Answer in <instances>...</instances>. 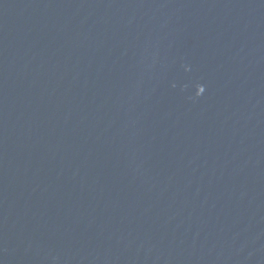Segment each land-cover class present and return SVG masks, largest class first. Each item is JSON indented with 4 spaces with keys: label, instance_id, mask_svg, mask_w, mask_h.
I'll return each instance as SVG.
<instances>
[{
    "label": "water",
    "instance_id": "1",
    "mask_svg": "<svg viewBox=\"0 0 264 264\" xmlns=\"http://www.w3.org/2000/svg\"><path fill=\"white\" fill-rule=\"evenodd\" d=\"M0 264H264V0H0Z\"/></svg>",
    "mask_w": 264,
    "mask_h": 264
}]
</instances>
